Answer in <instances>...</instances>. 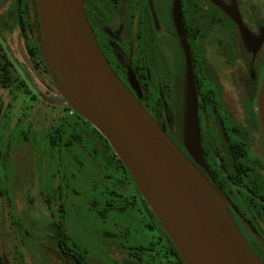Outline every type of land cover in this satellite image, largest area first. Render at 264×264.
Instances as JSON below:
<instances>
[{
	"label": "rangeland",
	"instance_id": "obj_1",
	"mask_svg": "<svg viewBox=\"0 0 264 264\" xmlns=\"http://www.w3.org/2000/svg\"><path fill=\"white\" fill-rule=\"evenodd\" d=\"M151 1L159 43L169 61H176L177 42L167 19L171 2ZM233 2L235 22L246 39L255 30L249 5L264 17V0ZM205 26L207 57L227 70L218 52L231 31L229 22L207 17ZM260 34L255 54L264 68V30ZM28 37L20 28L17 0H0V264H73L56 245L61 232L83 264H171L159 247L160 254L151 251L158 239L165 240V232L145 202L133 201L134 187L99 131L69 115L47 69L40 22ZM142 50L148 61L141 71L143 109L155 123V115L171 120L174 96L165 95L158 55L147 41L135 40L134 63L139 64Z\"/></svg>",
	"mask_w": 264,
	"mask_h": 264
},
{
	"label": "flooded vegetation",
	"instance_id": "obj_2",
	"mask_svg": "<svg viewBox=\"0 0 264 264\" xmlns=\"http://www.w3.org/2000/svg\"><path fill=\"white\" fill-rule=\"evenodd\" d=\"M166 1L172 5L167 11V19L178 47L177 59L172 62L159 43L151 0H84L88 20L101 51L124 87L144 109H147L146 98L142 96V91L146 85L141 71L148 66L147 54L142 50L139 64L134 63V41H147L157 53L162 74L160 82L165 95L174 97L169 105L171 120H161V117L155 115L156 123L221 196L241 236L252 253L264 264V135L258 115V94L264 68L263 62L255 54V49L262 44L260 32L264 30V17H258L257 9L254 11V6L250 4L252 0H246L250 4V14L255 16V30L250 29L253 35H247L249 37L245 39L235 22L233 0H181L184 24L182 37L174 20V0ZM17 3L20 28L29 39L33 27L39 24L37 4L35 6L34 0H17ZM213 11L218 15L211 13ZM240 15L242 21L246 22L244 14ZM207 17L217 20L226 18L229 22L231 31L225 45L220 46L218 52L227 70H219L207 57ZM185 44L189 50L198 96L200 140L204 156L202 164L195 161L185 145L186 109L184 128L178 125L172 109L175 104L185 102L189 73ZM6 65H10V62H6ZM64 102L69 107L70 116L81 117ZM81 121L93 126L85 119ZM98 134L99 138L106 140L100 132ZM106 141L107 147L114 153V162L123 170L131 187H134L133 201L148 205L128 169ZM154 217L165 232V240L158 239L151 251L158 255L162 250L167 262L184 264L176 255L175 246L162 224ZM208 217L229 243L216 217L212 214ZM56 245L62 257L73 264H83V257L69 245L68 238L62 232ZM158 247L161 250H157Z\"/></svg>",
	"mask_w": 264,
	"mask_h": 264
},
{
	"label": "water",
	"instance_id": "obj_3",
	"mask_svg": "<svg viewBox=\"0 0 264 264\" xmlns=\"http://www.w3.org/2000/svg\"><path fill=\"white\" fill-rule=\"evenodd\" d=\"M51 78L64 100L91 123L124 163L185 264H262L226 203L124 87L101 51L84 0H36ZM174 20L184 36L181 0ZM185 145L199 164L198 96L189 50ZM264 135V75L258 94ZM214 215L229 243L209 220Z\"/></svg>",
	"mask_w": 264,
	"mask_h": 264
},
{
	"label": "trees",
	"instance_id": "obj_4",
	"mask_svg": "<svg viewBox=\"0 0 264 264\" xmlns=\"http://www.w3.org/2000/svg\"><path fill=\"white\" fill-rule=\"evenodd\" d=\"M20 1L22 2V0H20ZM34 4L36 6V1L35 0H34ZM35 10H36V7H35ZM36 16H37V10H36ZM23 28L25 30L24 24H23ZM25 37L27 38V36H25ZM29 52H30L31 56H33V57H36L37 56V51H36V49L34 47H30L29 46ZM2 67H3L2 70L7 71V67L6 66H2ZM172 109L175 112V118H176L177 122L179 123L178 125L180 126V128L181 127L184 128L186 103L183 102V101H181L180 103L175 104V106H172ZM81 119L83 120V118H81ZM101 137L103 138V136H101ZM175 253H176L177 256H179L180 260L183 262L181 256L179 255V253L177 252L176 249H175Z\"/></svg>",
	"mask_w": 264,
	"mask_h": 264
}]
</instances>
